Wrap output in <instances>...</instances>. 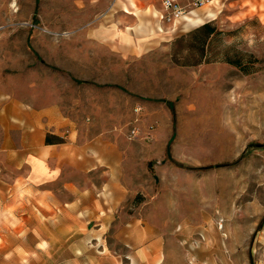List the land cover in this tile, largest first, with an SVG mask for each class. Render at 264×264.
<instances>
[{
    "label": "rangeland",
    "instance_id": "374dc122",
    "mask_svg": "<svg viewBox=\"0 0 264 264\" xmlns=\"http://www.w3.org/2000/svg\"><path fill=\"white\" fill-rule=\"evenodd\" d=\"M205 8L191 26L159 0H0L3 94L131 154L103 235L62 230L58 180L0 161V264H129L154 239L159 264H264V0Z\"/></svg>",
    "mask_w": 264,
    "mask_h": 264
},
{
    "label": "crops",
    "instance_id": "0c3cea01",
    "mask_svg": "<svg viewBox=\"0 0 264 264\" xmlns=\"http://www.w3.org/2000/svg\"><path fill=\"white\" fill-rule=\"evenodd\" d=\"M208 14L201 22L191 25L198 26L212 19L215 13L205 8L202 14L191 11L182 18L187 25L190 20ZM67 124L57 109L36 110L0 90V161L23 168L29 179L28 182L22 176L25 183L39 185L58 180L62 187V200L58 201L62 203V230L69 227L73 231L79 222H85L86 229L92 223V229L103 235L118 219L129 193L124 159L131 154L111 139L93 137L82 142L71 128L65 130ZM48 135L52 137L50 142L46 141ZM133 218L129 220H139ZM158 246L159 241L152 240L149 246L138 250L144 259L129 264H159ZM75 264L123 263L78 261Z\"/></svg>",
    "mask_w": 264,
    "mask_h": 264
},
{
    "label": "built area",
    "instance_id": "2783aa9c",
    "mask_svg": "<svg viewBox=\"0 0 264 264\" xmlns=\"http://www.w3.org/2000/svg\"><path fill=\"white\" fill-rule=\"evenodd\" d=\"M211 0H159L160 18L172 21L208 4Z\"/></svg>",
    "mask_w": 264,
    "mask_h": 264
},
{
    "label": "trees",
    "instance_id": "16d2710c",
    "mask_svg": "<svg viewBox=\"0 0 264 264\" xmlns=\"http://www.w3.org/2000/svg\"><path fill=\"white\" fill-rule=\"evenodd\" d=\"M202 30L205 33V35H209L210 33H213L214 29L209 25V24H203L202 26ZM77 82H83V81H77ZM58 139V138H55ZM59 140V139H58ZM46 141L50 142L52 141V137H50L49 135L46 137Z\"/></svg>",
    "mask_w": 264,
    "mask_h": 264
},
{
    "label": "bare ground",
    "instance_id": "6f19581e",
    "mask_svg": "<svg viewBox=\"0 0 264 264\" xmlns=\"http://www.w3.org/2000/svg\"><path fill=\"white\" fill-rule=\"evenodd\" d=\"M210 14H208V15H202V16H199V17H197V18H195V19H192V20H190V22L187 24V25H193V24H197V23H199V22H201L202 20H203V18H206V17H208ZM188 22V21H187ZM221 226V225H220Z\"/></svg>",
    "mask_w": 264,
    "mask_h": 264
}]
</instances>
